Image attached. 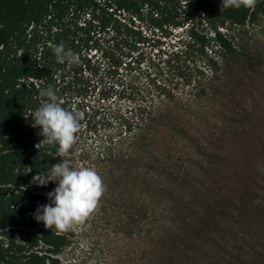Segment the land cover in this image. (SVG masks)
I'll return each mask as SVG.
<instances>
[{
	"label": "trees",
	"instance_id": "16d2710c",
	"mask_svg": "<svg viewBox=\"0 0 264 264\" xmlns=\"http://www.w3.org/2000/svg\"><path fill=\"white\" fill-rule=\"evenodd\" d=\"M263 13L264 0H0V264H62L67 234L32 215L56 182L33 179L70 155L140 160L164 129L183 130L237 50L227 26ZM59 43L78 61L58 62ZM48 86L82 114L65 154L33 125Z\"/></svg>",
	"mask_w": 264,
	"mask_h": 264
},
{
	"label": "rangeland",
	"instance_id": "374dc122",
	"mask_svg": "<svg viewBox=\"0 0 264 264\" xmlns=\"http://www.w3.org/2000/svg\"><path fill=\"white\" fill-rule=\"evenodd\" d=\"M226 33L237 50L183 130L164 129L143 160L66 157L104 192L64 230L62 264H264V13Z\"/></svg>",
	"mask_w": 264,
	"mask_h": 264
},
{
	"label": "clouds",
	"instance_id": "9594fccd",
	"mask_svg": "<svg viewBox=\"0 0 264 264\" xmlns=\"http://www.w3.org/2000/svg\"><path fill=\"white\" fill-rule=\"evenodd\" d=\"M251 2V0H249ZM58 62L74 63L78 57L63 43L52 48ZM41 96L47 97L33 112V125L40 127V135L49 144H56V151L65 154L76 139L81 113H74L56 101L53 88L41 89ZM58 178V179H53ZM37 185L55 181L56 186L45 193L48 202L37 205L33 218L43 222L45 228L67 230L73 224L87 217L96 207L104 192L101 177L94 167H71L67 160L51 165L49 173L33 179Z\"/></svg>",
	"mask_w": 264,
	"mask_h": 264
}]
</instances>
